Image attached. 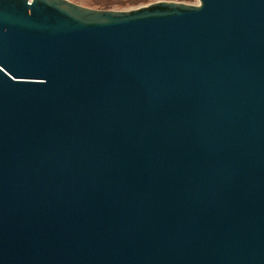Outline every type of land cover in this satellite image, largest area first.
Returning <instances> with one entry per match:
<instances>
[{
  "label": "water",
  "instance_id": "95a60500",
  "mask_svg": "<svg viewBox=\"0 0 264 264\" xmlns=\"http://www.w3.org/2000/svg\"><path fill=\"white\" fill-rule=\"evenodd\" d=\"M0 264H264V0H0Z\"/></svg>",
  "mask_w": 264,
  "mask_h": 264
},
{
  "label": "rangeland",
  "instance_id": "374dc122",
  "mask_svg": "<svg viewBox=\"0 0 264 264\" xmlns=\"http://www.w3.org/2000/svg\"><path fill=\"white\" fill-rule=\"evenodd\" d=\"M79 3L100 8L129 9L138 7L155 0H74ZM187 3H199V0H177Z\"/></svg>",
  "mask_w": 264,
  "mask_h": 264
},
{
  "label": "flooded vegetation",
  "instance_id": "af4514ba",
  "mask_svg": "<svg viewBox=\"0 0 264 264\" xmlns=\"http://www.w3.org/2000/svg\"><path fill=\"white\" fill-rule=\"evenodd\" d=\"M156 1V0H155Z\"/></svg>",
  "mask_w": 264,
  "mask_h": 264
}]
</instances>
